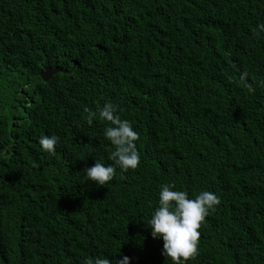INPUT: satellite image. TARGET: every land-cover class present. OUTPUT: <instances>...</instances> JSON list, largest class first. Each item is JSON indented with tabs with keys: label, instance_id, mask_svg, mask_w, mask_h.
I'll return each instance as SVG.
<instances>
[{
	"label": "trees",
	"instance_id": "1",
	"mask_svg": "<svg viewBox=\"0 0 264 264\" xmlns=\"http://www.w3.org/2000/svg\"><path fill=\"white\" fill-rule=\"evenodd\" d=\"M262 23L264 0H0V264H173L149 226L165 184L220 198L185 264H264ZM106 102L139 133L135 170L109 159ZM97 160L107 186L84 177Z\"/></svg>",
	"mask_w": 264,
	"mask_h": 264
},
{
	"label": "clouds",
	"instance_id": "2",
	"mask_svg": "<svg viewBox=\"0 0 264 264\" xmlns=\"http://www.w3.org/2000/svg\"><path fill=\"white\" fill-rule=\"evenodd\" d=\"M259 31L253 30L254 35L259 36L264 32V23L258 25ZM248 73L243 72L239 80L248 91L254 92L251 83L247 82ZM264 84V81H261ZM86 113V120L92 124L96 113L88 107L83 109ZM117 113V106L111 102H106L99 112L100 119L109 122L112 126L104 130V137L115 147L109 159L115 161L121 172L135 170L140 163L139 153L135 142L139 139V133L134 131L130 122L122 120ZM58 136H44L39 143L42 149L55 155ZM34 166H37L34 164ZM87 180L95 182L98 186H107L116 175V167L105 166L100 161L89 168L83 170ZM174 185L165 184L162 186L159 195V208L152 215L149 226L152 229L153 239L162 238V255L170 259L173 264H185V262L196 258L198 252V242L202 224L210 212L216 210L220 203V198L209 191L200 192L196 198L189 199L184 191H173ZM129 258L123 257L119 261H110L106 258H88L86 264H128Z\"/></svg>",
	"mask_w": 264,
	"mask_h": 264
},
{
	"label": "water",
	"instance_id": "3",
	"mask_svg": "<svg viewBox=\"0 0 264 264\" xmlns=\"http://www.w3.org/2000/svg\"><path fill=\"white\" fill-rule=\"evenodd\" d=\"M73 65V64H72ZM58 72L57 68H49V67H43L40 72L38 73V78L41 81H46L50 75Z\"/></svg>",
	"mask_w": 264,
	"mask_h": 264
}]
</instances>
